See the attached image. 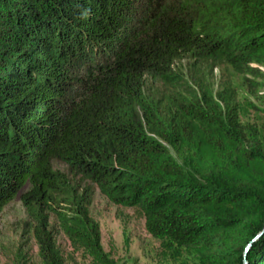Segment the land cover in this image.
I'll list each match as a JSON object with an SVG mask.
<instances>
[{"label": "trees", "instance_id": "trees-1", "mask_svg": "<svg viewBox=\"0 0 264 264\" xmlns=\"http://www.w3.org/2000/svg\"><path fill=\"white\" fill-rule=\"evenodd\" d=\"M182 59L252 73L264 0H0V212L20 199L42 264H63L50 215L114 264L92 185L195 264H264V122L232 87H185Z\"/></svg>", "mask_w": 264, "mask_h": 264}, {"label": "rangeland", "instance_id": "rangeland-1", "mask_svg": "<svg viewBox=\"0 0 264 264\" xmlns=\"http://www.w3.org/2000/svg\"><path fill=\"white\" fill-rule=\"evenodd\" d=\"M247 65L253 69L252 73H240L215 60L182 59L175 67L183 81L180 75L177 79L185 87H195L199 80L213 85L214 89L234 88L238 105L243 108L241 120L260 127L264 122V62ZM146 87L157 93V97L166 91L158 83H148ZM53 166L75 183L78 181L65 164L54 162ZM89 214L98 223L100 244L114 264H195L197 261L189 247L175 245L170 249L164 240L152 237L145 228V216L140 208L112 203L95 185H92ZM49 223L63 264H96L87 249L64 235L53 215ZM0 264H42L32 225L18 197L0 212Z\"/></svg>", "mask_w": 264, "mask_h": 264}]
</instances>
